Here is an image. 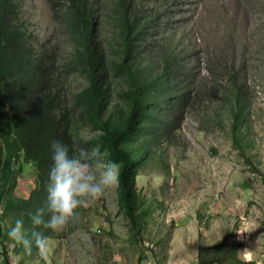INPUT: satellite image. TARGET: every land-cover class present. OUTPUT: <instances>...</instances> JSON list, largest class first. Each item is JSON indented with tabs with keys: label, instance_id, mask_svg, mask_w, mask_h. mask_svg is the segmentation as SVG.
<instances>
[{
	"label": "rangeland",
	"instance_id": "rangeland-1",
	"mask_svg": "<svg viewBox=\"0 0 264 264\" xmlns=\"http://www.w3.org/2000/svg\"><path fill=\"white\" fill-rule=\"evenodd\" d=\"M18 19L53 57L52 70L75 49L63 12L67 0H13ZM94 33L101 29L106 56L119 47L120 17L156 19L148 29L143 62L155 65L174 54L190 93L181 119L154 145L136 176L143 200L141 235L135 238L117 209L116 187L79 209L58 237H49L45 262L0 245V264H192L200 245L227 237L240 258L264 264V0H92ZM107 22V23H106ZM97 36H95V39ZM69 99L84 87L76 72L66 76ZM110 107L121 104L124 82L112 79ZM238 122L248 163L234 143ZM80 136L93 133L88 127ZM33 163L17 175L16 193L34 186ZM260 224L238 234L236 230ZM6 251V254L4 253ZM8 257L6 263L5 257Z\"/></svg>",
	"mask_w": 264,
	"mask_h": 264
},
{
	"label": "trees",
	"instance_id": "trees-1",
	"mask_svg": "<svg viewBox=\"0 0 264 264\" xmlns=\"http://www.w3.org/2000/svg\"><path fill=\"white\" fill-rule=\"evenodd\" d=\"M63 22L75 42L70 60L52 70V55L34 41L18 19L13 0H0V245L8 246L7 231L15 218L30 228L29 213L43 205L47 172L51 165V141L61 140L70 148L99 145L106 159L120 165L116 187L117 209L129 223L135 238L141 235L143 200L136 186L139 170L169 128L181 119L190 88L186 74L174 54L155 65L144 63L146 33L154 19L122 13L119 47L111 59L103 46L102 27L94 33L92 0H67ZM107 23V22H106ZM95 36L97 38L95 39ZM76 72L85 85L72 99L67 96L66 76ZM112 79L124 82L121 104L110 107ZM88 127L93 133L80 136ZM231 129L235 145L244 159L238 122L233 115ZM33 163L36 180L28 195L16 193L17 175L24 164ZM264 180V179H263ZM58 231L45 230L51 238ZM24 252L22 248L12 249ZM35 247L31 254L36 253ZM6 254V251H4ZM25 253V252H24ZM6 263L8 257H5ZM200 264H255L239 257L237 248L223 237L213 245H200Z\"/></svg>",
	"mask_w": 264,
	"mask_h": 264
},
{
	"label": "clouds",
	"instance_id": "clouds-1",
	"mask_svg": "<svg viewBox=\"0 0 264 264\" xmlns=\"http://www.w3.org/2000/svg\"><path fill=\"white\" fill-rule=\"evenodd\" d=\"M51 165L45 185L46 198L43 205L29 213L31 227H25L23 218L17 217L6 233L8 245L31 253L35 247L45 262L50 257V241L46 229L61 231L79 217V209L102 197L106 191L120 183V165L106 159L107 153L99 145L91 148L72 147L61 140L51 141ZM260 224L248 225L236 230L247 233ZM20 256L12 258L11 264H19Z\"/></svg>",
	"mask_w": 264,
	"mask_h": 264
},
{
	"label": "built area",
	"instance_id": "built-area-1",
	"mask_svg": "<svg viewBox=\"0 0 264 264\" xmlns=\"http://www.w3.org/2000/svg\"><path fill=\"white\" fill-rule=\"evenodd\" d=\"M145 264H158V263L155 262V261L149 260ZM192 264H200V263L199 262H196V263H192Z\"/></svg>",
	"mask_w": 264,
	"mask_h": 264
}]
</instances>
